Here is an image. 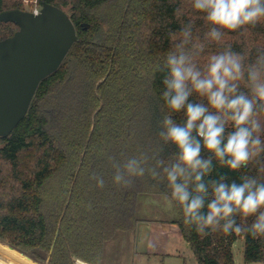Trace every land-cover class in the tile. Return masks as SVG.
<instances>
[{
  "label": "trees",
  "instance_id": "1",
  "mask_svg": "<svg viewBox=\"0 0 264 264\" xmlns=\"http://www.w3.org/2000/svg\"><path fill=\"white\" fill-rule=\"evenodd\" d=\"M24 1L0 0V12L24 10ZM37 1L67 12L78 41L61 67L41 82L26 117L9 137H0V242L39 264H104L106 245L117 233L137 231L140 198L169 191L166 181L147 173L130 186L117 184L113 164L140 153L151 156L162 145L166 73L156 66L173 50L172 35L193 25L189 47L204 45L198 66L228 46L252 62L256 50L264 48V22L214 41L193 0ZM18 29L0 22V41ZM173 116L182 122V114ZM174 150L164 146L161 156L167 160ZM258 168L252 164L243 171L264 179ZM240 174L214 162L207 179L225 176L228 183H240ZM94 177L103 179V187ZM176 210V223L199 264H235L233 246L239 239L245 241L247 264L264 263V238L201 236Z\"/></svg>",
  "mask_w": 264,
  "mask_h": 264
},
{
  "label": "clouds",
  "instance_id": "2",
  "mask_svg": "<svg viewBox=\"0 0 264 264\" xmlns=\"http://www.w3.org/2000/svg\"><path fill=\"white\" fill-rule=\"evenodd\" d=\"M192 6L203 14L207 36L214 41L225 32L264 22V0H193ZM192 29L188 23L172 35L173 50L156 66V71L166 73L162 99L167 112L158 133L161 147L151 156L140 153L122 164L114 162V182L130 186L133 178L146 173L166 181L169 191L163 199L180 209L183 224L198 235L221 232L264 238V179L243 171L257 164L264 174V48L257 49L249 62V57L228 46L210 55L201 67L196 57L204 45L189 47ZM193 96L200 99H190ZM173 114H182V122ZM164 146L175 149L167 160L161 156ZM214 162L241 173V182L228 183L225 176L207 179ZM96 179L103 187V179Z\"/></svg>",
  "mask_w": 264,
  "mask_h": 264
},
{
  "label": "water",
  "instance_id": "3",
  "mask_svg": "<svg viewBox=\"0 0 264 264\" xmlns=\"http://www.w3.org/2000/svg\"><path fill=\"white\" fill-rule=\"evenodd\" d=\"M0 22L19 26L0 41V137L5 138L28 114L41 82L61 67L78 33L67 12L47 3L39 15L0 12Z\"/></svg>",
  "mask_w": 264,
  "mask_h": 264
},
{
  "label": "rangeland",
  "instance_id": "4",
  "mask_svg": "<svg viewBox=\"0 0 264 264\" xmlns=\"http://www.w3.org/2000/svg\"><path fill=\"white\" fill-rule=\"evenodd\" d=\"M36 3L37 0H25L24 10L31 12L36 7ZM262 123H264L263 115ZM2 146L0 144V148ZM163 197V195H144L140 198L137 209V218L140 221L137 231L118 232L106 245L104 264H199L176 223L178 220L176 207H169ZM0 244L15 253V259L7 256L2 260L3 262L0 260V264H11L9 259L19 264H34V260L17 253L8 244L3 242ZM244 251L245 241L239 239L233 246L235 264H247ZM76 262L85 264L81 260Z\"/></svg>",
  "mask_w": 264,
  "mask_h": 264
},
{
  "label": "crops",
  "instance_id": "5",
  "mask_svg": "<svg viewBox=\"0 0 264 264\" xmlns=\"http://www.w3.org/2000/svg\"><path fill=\"white\" fill-rule=\"evenodd\" d=\"M138 232L141 233V230L139 229ZM15 251H17V250H15ZM18 253H19V252H18ZM14 254H15V253H13L12 250H5V249H3V248H2V249L0 248V260H1V261L4 260V259H6L5 257H7V256H9L8 258H10V256H12V259H15ZM12 259H9L11 264H19V262H16V261L13 262ZM34 264H37V263L34 262Z\"/></svg>",
  "mask_w": 264,
  "mask_h": 264
},
{
  "label": "built area",
  "instance_id": "6",
  "mask_svg": "<svg viewBox=\"0 0 264 264\" xmlns=\"http://www.w3.org/2000/svg\"><path fill=\"white\" fill-rule=\"evenodd\" d=\"M42 6L38 3H36V7L31 11L32 13H34L35 15H39L41 12ZM77 264H80L79 262H77Z\"/></svg>",
  "mask_w": 264,
  "mask_h": 264
},
{
  "label": "bare ground",
  "instance_id": "7",
  "mask_svg": "<svg viewBox=\"0 0 264 264\" xmlns=\"http://www.w3.org/2000/svg\"><path fill=\"white\" fill-rule=\"evenodd\" d=\"M19 252V251H18ZM22 254V253H21ZM24 255V254H23ZM25 256V255H24ZM25 257H27V258H29L28 256H25ZM38 264V263H37Z\"/></svg>",
  "mask_w": 264,
  "mask_h": 264
}]
</instances>
